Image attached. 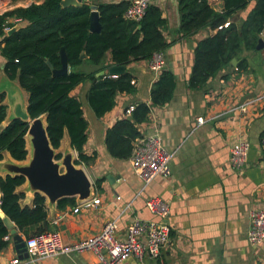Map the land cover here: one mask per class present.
<instances>
[{
    "label": "crops",
    "instance_id": "obj_1",
    "mask_svg": "<svg viewBox=\"0 0 264 264\" xmlns=\"http://www.w3.org/2000/svg\"><path fill=\"white\" fill-rule=\"evenodd\" d=\"M121 0H80L89 5L114 3ZM130 1V0H125ZM219 10L218 0H210ZM42 0H0V13ZM165 19L163 36L169 43L163 52L164 66L174 75V89L168 102L150 107L147 118L139 124L141 136L157 134L162 146L171 152L170 174L154 177L144 184L126 159L111 158L104 147V132L114 121L126 117L127 111L138 102H149V88L156 80L148 60L131 61L123 65V72L132 76L134 90L118 93L114 105L102 116L96 117L85 100L89 82L85 79L73 90L81 104L87 122L86 141L83 152L92 160L78 164L91 181L89 198H95V207H81L73 212L77 199L60 207L51 206L45 199V230L59 232L63 244H71L100 231L106 221H114L115 235L123 237L125 227L134 219L158 220L144 205L146 198L160 197L168 206V242L160 249L157 258L147 254L138 260L129 256L119 264H264V240L260 245L250 246L246 240L249 212L264 207V156L260 137L264 131V46L260 49L243 50L238 56L220 68L202 86L192 88L188 78L193 62L195 43L204 37L207 29L189 36L179 35L176 0H152ZM254 0L236 11L231 20L239 27ZM11 21V20H9ZM17 22L15 25H23ZM261 33V32H260ZM260 37V35H259ZM76 70L107 74L112 64L108 53L99 65H91L82 58ZM243 59L244 68L235 69ZM0 92L6 105L4 120L8 123L16 103L25 108L26 94L16 81L6 78L1 70ZM69 67L67 66V71ZM8 87L11 89L8 91ZM18 90L17 92H15ZM247 101H252L247 104ZM243 107V109H240ZM201 118L200 124L196 119ZM243 139L248 143L247 158L238 169L230 167L228 150L232 143ZM56 153L70 151L64 132ZM7 160L23 163L2 153L0 162ZM6 175L0 171V176ZM24 194L21 204H29L33 193L23 182L16 188ZM116 196L118 198H116ZM69 198V197H68ZM2 217V213L0 212ZM15 229V228H14ZM16 230V229H15ZM24 240V236L16 231ZM0 249V264H95L96 257L90 250L72 251L52 257L30 260L19 258L11 235Z\"/></svg>",
    "mask_w": 264,
    "mask_h": 264
},
{
    "label": "trees",
    "instance_id": "obj_2",
    "mask_svg": "<svg viewBox=\"0 0 264 264\" xmlns=\"http://www.w3.org/2000/svg\"><path fill=\"white\" fill-rule=\"evenodd\" d=\"M216 10L210 0H176L179 35L189 36L207 29L204 37L193 48V62L188 78L192 88L202 86L220 68L243 50H253L264 27V0H254L241 25L237 27L231 16L244 8L248 0H218ZM129 1L97 5L98 31L89 30V5L62 6L60 0H42L0 13V57L4 76L16 81L26 94V112L30 118L43 115L45 131L53 149H57L64 132L69 147L75 150V165L88 164L92 158L83 152L87 122L80 101L72 90L85 79L89 87L85 100L96 117L102 116L114 105L118 93L134 90L132 76L123 72L114 76H95L83 70H73L83 57L91 65H99L106 53L112 64L124 65L131 61L148 60L154 52H164L168 42L163 36L165 19L160 9L151 2L138 22L126 19L123 12ZM24 22L12 29L17 22ZM11 20V21H9ZM8 29V30H5ZM63 49L68 71L53 75L60 67L59 50ZM244 68L241 59L235 69ZM174 75L161 69L149 88V102H138L127 111V116L113 122L104 132L106 153L114 159L130 156L132 143L141 137L139 124L144 122L150 107L168 102L174 89ZM0 92V124L6 105ZM26 123L11 119L0 126V160L7 152L11 159L23 161L27 150L24 134ZM59 153L55 158H59ZM24 182L21 175L0 176V212L12 222V227L24 237L45 231V198L34 192L29 204H21L24 194L16 188ZM65 197L56 207L72 203ZM0 216V249L6 243L9 229Z\"/></svg>",
    "mask_w": 264,
    "mask_h": 264
},
{
    "label": "built area",
    "instance_id": "obj_3",
    "mask_svg": "<svg viewBox=\"0 0 264 264\" xmlns=\"http://www.w3.org/2000/svg\"><path fill=\"white\" fill-rule=\"evenodd\" d=\"M151 1L130 0L123 16L126 19L138 22L146 6ZM12 21L18 22L15 18ZM148 64L154 73H159L164 66L163 53H152L148 59ZM261 99L264 100V94ZM251 103L252 101H247V104ZM240 109H243V107ZM201 122V118L196 119L197 124ZM132 144L129 159L130 166L144 184L149 183L154 177H166L170 174L169 160L171 152L162 146L157 134L141 136L135 139ZM260 148L264 156V131L260 137ZM247 151L248 143L245 140L240 139L232 143L228 150L230 167L235 169L241 167L246 161ZM116 198L118 197L116 196ZM97 205V199L88 198L77 202L72 211L76 212L81 207H95ZM144 205L151 214L157 216L158 220L134 219L125 227L121 238L115 235L116 226L112 220L106 221L99 232L71 244H63L58 231L45 230L24 238L27 258L34 261L61 253L66 254L83 250L93 252L96 257L95 264H119L129 256H134L140 260L144 254L151 258H157L160 249L169 239L168 206L165 201L157 196L146 198ZM246 240L250 246L260 245L264 240V207L249 212ZM18 261L19 259L14 258L10 261V264H17Z\"/></svg>",
    "mask_w": 264,
    "mask_h": 264
},
{
    "label": "water",
    "instance_id": "obj_4",
    "mask_svg": "<svg viewBox=\"0 0 264 264\" xmlns=\"http://www.w3.org/2000/svg\"><path fill=\"white\" fill-rule=\"evenodd\" d=\"M80 0H60L62 6L79 5ZM97 11L94 5L90 6L88 15L89 30L98 31L99 23L97 19ZM19 25H15L8 30V33ZM264 46V27L258 37L255 49ZM60 67L52 69L49 62L47 66L51 69L53 75H64L67 73V63L62 48L59 50ZM235 59L230 60V64L234 65ZM123 73V65H114L108 68L107 74L117 75ZM19 87V86H18ZM16 90L15 92H17ZM20 119L26 123V131L24 134L25 145L29 143V148L23 163H14L9 160L0 162V171L6 175H21L27 185L28 191L41 194L51 206L62 198L75 197L77 202H81L89 198L91 181L82 167L73 163V156L70 151L59 153V158H55L56 151L49 143L45 131V119L43 115L30 118L26 112V108H21L16 103L11 112V119ZM25 157V158H26ZM13 160V159H12ZM2 221L9 229V234L14 244V248L19 256L27 257L25 253L24 242L12 227V222L2 217Z\"/></svg>",
    "mask_w": 264,
    "mask_h": 264
},
{
    "label": "rangeland",
    "instance_id": "obj_5",
    "mask_svg": "<svg viewBox=\"0 0 264 264\" xmlns=\"http://www.w3.org/2000/svg\"><path fill=\"white\" fill-rule=\"evenodd\" d=\"M77 67H74L73 70H76ZM27 148H29V143L26 141ZM28 156L25 158V161H27Z\"/></svg>",
    "mask_w": 264,
    "mask_h": 264
},
{
    "label": "bare ground",
    "instance_id": "obj_6",
    "mask_svg": "<svg viewBox=\"0 0 264 264\" xmlns=\"http://www.w3.org/2000/svg\"><path fill=\"white\" fill-rule=\"evenodd\" d=\"M0 87H5V85L2 84ZM9 90H11V89L8 87V91H9Z\"/></svg>",
    "mask_w": 264,
    "mask_h": 264
}]
</instances>
